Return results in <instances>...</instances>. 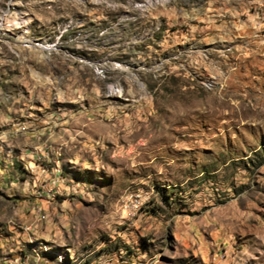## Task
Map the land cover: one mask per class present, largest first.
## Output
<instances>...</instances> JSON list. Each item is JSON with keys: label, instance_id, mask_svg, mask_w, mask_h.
<instances>
[{"label": "rangeland", "instance_id": "374dc122", "mask_svg": "<svg viewBox=\"0 0 264 264\" xmlns=\"http://www.w3.org/2000/svg\"><path fill=\"white\" fill-rule=\"evenodd\" d=\"M0 264H264V0H0Z\"/></svg>", "mask_w": 264, "mask_h": 264}, {"label": "bare ground", "instance_id": "6f19581e", "mask_svg": "<svg viewBox=\"0 0 264 264\" xmlns=\"http://www.w3.org/2000/svg\"><path fill=\"white\" fill-rule=\"evenodd\" d=\"M154 2H155V1H154ZM148 3H149V2H148ZM15 17H16V16H15ZM15 17H13V18H15ZM18 17H19V16H17L16 18H18ZM21 17H22V16H21ZM19 18H20V17H19ZM23 19H24V18H23ZM15 22H16V21H15ZM17 22H18V21H17ZM20 22H21V21H20ZM20 22H19V23H20ZM11 23H12V22H11Z\"/></svg>", "mask_w": 264, "mask_h": 264}]
</instances>
